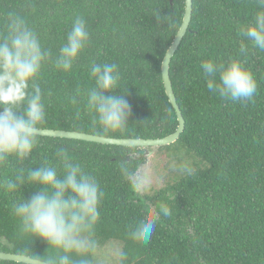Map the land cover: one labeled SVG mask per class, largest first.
<instances>
[{
	"label": "trees",
	"instance_id": "16d2710c",
	"mask_svg": "<svg viewBox=\"0 0 264 264\" xmlns=\"http://www.w3.org/2000/svg\"><path fill=\"white\" fill-rule=\"evenodd\" d=\"M184 3L0 0V38L8 34L13 14L25 20L49 53L34 80L45 110L37 129L144 140L172 134L177 118L165 95L161 63L181 25ZM258 11H264L258 0H192L188 30L169 65L184 130L175 143L157 148L179 146L176 157H167L168 167L173 165L170 174L175 175L164 179L163 188L138 192L133 177L146 163L141 148L36 136L29 157L10 156L0 163V252L40 261L67 254L71 264H97L95 252L111 241L118 242L119 254H124L113 264H264V51L242 32L255 24ZM77 16L86 22L89 41L71 69L64 71L56 61ZM241 44L246 52H241ZM231 59L240 61L257 82L251 102L226 100L206 86L202 61L220 65ZM93 63L118 65V88L105 95H124L131 106L123 130L103 133L94 123L95 113L87 110V93L95 87L90 76ZM24 108L17 106L18 116ZM59 148H65L71 162L94 177L104 193L93 228L79 236L91 246L80 253H64L22 232L21 219L13 211L15 204L40 190L26 179L32 169L48 162L63 174ZM18 177L23 179L16 190L2 187ZM162 206L170 215L163 214ZM149 218L156 221L151 239H133L132 232Z\"/></svg>",
	"mask_w": 264,
	"mask_h": 264
},
{
	"label": "clouds",
	"instance_id": "9594fccd",
	"mask_svg": "<svg viewBox=\"0 0 264 264\" xmlns=\"http://www.w3.org/2000/svg\"><path fill=\"white\" fill-rule=\"evenodd\" d=\"M258 5L264 6V0H258ZM242 32L254 47L264 51V11H258L255 24H249ZM88 41L86 22L77 16L66 42L61 46L56 67L70 70ZM240 50L247 51L243 44ZM48 55L25 20L9 14L8 34L0 38V163L10 156L26 159L36 146L37 125L45 118V110L41 90L34 80ZM200 66L210 92L233 102H251L254 99L257 82L240 61L231 59L217 65L212 60H206ZM90 76L95 80V87L87 93L86 107L90 113H95L94 123L100 126L103 133L123 130L131 115V106L124 95H105L118 88V65L93 63ZM30 82H33L31 92L28 91ZM22 104L25 108L18 116L16 109ZM57 156L63 162V174H58L56 167L48 162L32 169L26 179L32 185H38L40 190L30 199L15 204L13 211L21 219L22 232L44 240L64 253H80L91 246L79 236L93 228L104 193L94 177L82 171L79 164L71 162L65 148H59ZM122 171L129 174L126 167ZM22 179L18 177L17 182L5 181L2 187L8 191L16 190ZM162 211L165 216L170 215L168 207L162 206ZM155 224L154 218L141 221L132 232V238L147 243ZM119 255L123 260L124 254ZM39 264H71V261L65 254L41 260ZM80 264L88 262L82 260Z\"/></svg>",
	"mask_w": 264,
	"mask_h": 264
},
{
	"label": "water",
	"instance_id": "95a60500",
	"mask_svg": "<svg viewBox=\"0 0 264 264\" xmlns=\"http://www.w3.org/2000/svg\"><path fill=\"white\" fill-rule=\"evenodd\" d=\"M170 2H172V0H170ZM191 14H192V0H185L184 14L181 25L176 35L174 36L172 43L166 50L164 58L161 63V78L165 90V95L168 99L169 104L174 109L177 118V127L172 134L160 139L144 140V139L109 138V137L96 136V135L85 134L80 132L37 129L36 136L72 139V140L96 143L100 145L119 146L126 148H141L144 149L145 151L147 149H155V148L157 149L175 143L184 130V119L176 103V98L172 90L171 81L169 77V65L174 53L176 52L178 46L180 45L184 35L188 30L189 23L191 20ZM145 155H147V152L144 153V156ZM140 168L141 166L138 168V170ZM0 260L22 263V264H39L40 261L37 259H32L28 256L5 253V252H0Z\"/></svg>",
	"mask_w": 264,
	"mask_h": 264
},
{
	"label": "rangeland",
	"instance_id": "374dc122",
	"mask_svg": "<svg viewBox=\"0 0 264 264\" xmlns=\"http://www.w3.org/2000/svg\"><path fill=\"white\" fill-rule=\"evenodd\" d=\"M178 149L179 146L175 145L170 147L168 151H161L156 148L145 151L147 152V155H145L146 164L141 166L133 177L140 194H149L154 190H159L164 186V179L174 177L175 174H170L169 171V169L172 170L173 165H169L168 167L167 157H176ZM174 171H177V169ZM119 250L120 244L110 241L108 244L102 245L97 249L94 261L97 264H113L119 254Z\"/></svg>",
	"mask_w": 264,
	"mask_h": 264
}]
</instances>
